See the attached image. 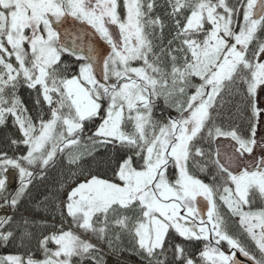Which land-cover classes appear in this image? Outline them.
I'll use <instances>...</instances> for the list:
<instances>
[{"label": "snow or ice", "instance_id": "6c2138e0", "mask_svg": "<svg viewBox=\"0 0 264 264\" xmlns=\"http://www.w3.org/2000/svg\"><path fill=\"white\" fill-rule=\"evenodd\" d=\"M157 6L0 0V127L11 120L18 133L6 137L12 155L0 150V245L35 241L42 257L0 264H122L125 253L139 264H264V159L248 160L264 123V0H165L164 16ZM21 88L35 93V118ZM85 138L87 154L111 153L106 174L81 171L63 200L45 197L51 223L15 215Z\"/></svg>", "mask_w": 264, "mask_h": 264}, {"label": "trees", "instance_id": "16d2710c", "mask_svg": "<svg viewBox=\"0 0 264 264\" xmlns=\"http://www.w3.org/2000/svg\"><path fill=\"white\" fill-rule=\"evenodd\" d=\"M156 3L158 6L155 9L154 15L164 16L165 8L161 7L160 5H163L165 3V0H156ZM167 31L168 30L166 29L165 35H167ZM64 59L71 61V59L66 56L64 57ZM19 95L21 96L25 105L29 109L30 114L35 118L37 116V113L40 112V109H38L34 103L35 93L31 92V90H28L26 88H21L19 90ZM226 99H228V97H226ZM234 105H235V101H233L232 105H226V109L232 108L233 114L235 112ZM227 122L236 124V123H240V120L239 118H237L235 120H231ZM11 134H18V133H16V130L12 127L11 120H9L7 128L0 127V150L8 151L9 155H12L13 152L7 146L6 137ZM86 143H87V139L85 138L82 144L78 148L73 149L71 153H68L66 150V153L58 154L57 162L55 166L49 168L47 173L44 175V178L42 180L36 179L33 181V184L30 187V197H28L20 205V211L15 213V215L32 216L36 219L37 222L41 221L46 217L49 223H51L52 222L51 215L49 214L48 211L45 210V208L40 206L45 201V197H49V200H51L53 193H59V199L61 200V196H62L61 194L64 192L66 187L71 185V183H74L79 179L84 178L83 176H80L81 171H84L85 175L87 174L88 171H92L99 175L106 174L107 167L110 163L109 157L111 156V153L106 152L104 149L101 148L98 151H95L91 155H89L87 154V151L84 148V144ZM21 151H24L23 146H21ZM77 153H83L79 161V165H80L79 167L77 165H70L68 163L69 155H75ZM201 178L204 179L205 182H209L208 177L202 176ZM62 185L64 186L63 190H61ZM222 211H226V210L222 209ZM57 217H58V213H57ZM58 222H60L59 218H57V220L55 221L56 225ZM65 226H66L65 228H67V225ZM229 226L232 231L236 230V225L231 224V221H229ZM37 234L39 233L37 232ZM49 246L54 247V245H49ZM198 247L199 244L194 243L191 246V250L195 252V250ZM29 250L34 256L41 257V254L38 252V250L35 247V241H33L32 245L30 246V249L17 248L13 244H9L7 246L0 245V255L16 254V253L23 255ZM225 250L227 251L226 246H225ZM169 256H171V254H169ZM115 260H116L115 257H109L108 264H115ZM121 260H122V264H139L137 257H135L134 255H129L128 253H125L121 258Z\"/></svg>", "mask_w": 264, "mask_h": 264}, {"label": "rangeland", "instance_id": "374dc122", "mask_svg": "<svg viewBox=\"0 0 264 264\" xmlns=\"http://www.w3.org/2000/svg\"><path fill=\"white\" fill-rule=\"evenodd\" d=\"M262 99H264V97H262ZM262 134H264V123H261L258 126V133H257V136H256L258 146L255 148V151H254L253 156H249L248 157V160L249 161H254V162L258 163L260 160L264 159V156L263 155H260V156L257 155L259 145L264 144V137H262ZM221 142H223V140ZM10 173H12V172H10ZM82 179L83 178L79 179L78 181H76L74 183H71V185H69L68 187H66V189L64 190V192L61 194L62 195L61 196V200H63L66 197L67 191H69L72 187L75 186L76 183H78ZM8 184H11L10 181H9V179H8ZM1 214L3 216L5 214V212L4 211H0V215ZM59 224H60V222L57 223V226H59Z\"/></svg>", "mask_w": 264, "mask_h": 264}, {"label": "water", "instance_id": "95a60500", "mask_svg": "<svg viewBox=\"0 0 264 264\" xmlns=\"http://www.w3.org/2000/svg\"><path fill=\"white\" fill-rule=\"evenodd\" d=\"M97 46L99 48H101V50H106L107 49V45L103 44V42L99 41L98 38H97ZM67 57V56H66ZM72 59V58H71ZM238 259L240 261H242V264H250V262H247L246 261V258L242 257V256H239Z\"/></svg>", "mask_w": 264, "mask_h": 264}, {"label": "flooded vegetation", "instance_id": "af4514ba", "mask_svg": "<svg viewBox=\"0 0 264 264\" xmlns=\"http://www.w3.org/2000/svg\"><path fill=\"white\" fill-rule=\"evenodd\" d=\"M262 137H264V134H262ZM258 156L263 155L264 156V149H262L261 147H258Z\"/></svg>", "mask_w": 264, "mask_h": 264}, {"label": "bare ground", "instance_id": "6f19581e", "mask_svg": "<svg viewBox=\"0 0 264 264\" xmlns=\"http://www.w3.org/2000/svg\"><path fill=\"white\" fill-rule=\"evenodd\" d=\"M8 177H10V180H12V175H9Z\"/></svg>", "mask_w": 264, "mask_h": 264}]
</instances>
